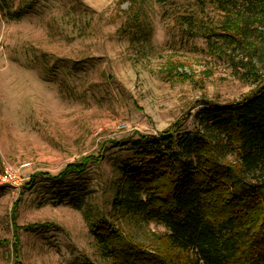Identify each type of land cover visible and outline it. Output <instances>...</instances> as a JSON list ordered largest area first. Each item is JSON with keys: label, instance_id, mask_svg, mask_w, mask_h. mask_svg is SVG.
Wrapping results in <instances>:
<instances>
[{"label": "rangeland", "instance_id": "obj_1", "mask_svg": "<svg viewBox=\"0 0 264 264\" xmlns=\"http://www.w3.org/2000/svg\"><path fill=\"white\" fill-rule=\"evenodd\" d=\"M258 9L247 0H0V173L5 163L19 167L16 183L0 182V264L15 263L13 246L17 264H113L130 249L162 252V224L111 208L122 157L109 140L192 130L202 102L254 91L264 81ZM233 19L241 34L218 38ZM103 145L86 176L64 180L68 197L47 182L25 186L30 173L56 175ZM101 217L123 236L108 256L89 229Z\"/></svg>", "mask_w": 264, "mask_h": 264}, {"label": "trees", "instance_id": "obj_2", "mask_svg": "<svg viewBox=\"0 0 264 264\" xmlns=\"http://www.w3.org/2000/svg\"><path fill=\"white\" fill-rule=\"evenodd\" d=\"M247 1L259 8L255 19L264 26V0ZM227 21L226 32L217 35L233 40L243 26ZM192 120L189 131L175 132L170 125L156 135L109 140L122 157L111 208L117 217L155 221L166 229L158 236L162 252L130 249L113 264H264V81L239 100L202 102ZM103 150L104 145L65 164L56 175L34 171L25 186L47 182L48 189H65L56 194L59 200L68 197L64 180L86 176L92 163L101 162ZM89 229L107 256L123 237L102 217L91 218ZM18 239L16 234L14 243ZM13 252L17 264L18 247Z\"/></svg>", "mask_w": 264, "mask_h": 264}, {"label": "built area", "instance_id": "obj_3", "mask_svg": "<svg viewBox=\"0 0 264 264\" xmlns=\"http://www.w3.org/2000/svg\"><path fill=\"white\" fill-rule=\"evenodd\" d=\"M116 128L119 130H121V129L124 130L125 128H127V124L125 122H119L116 125ZM4 165H5L4 169L0 173V182L5 181V180H13L12 182L16 183L18 181L17 172L19 170V167L14 168L11 165H9L8 163H5ZM26 165H28V164L23 163L20 165V167L26 166ZM14 181H16V182H14Z\"/></svg>", "mask_w": 264, "mask_h": 264}]
</instances>
